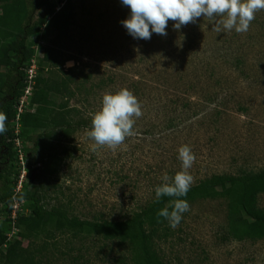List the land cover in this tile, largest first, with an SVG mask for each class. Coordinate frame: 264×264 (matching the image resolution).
Returning <instances> with one entry per match:
<instances>
[{"label":"rangeland","instance_id":"obj_1","mask_svg":"<svg viewBox=\"0 0 264 264\" xmlns=\"http://www.w3.org/2000/svg\"><path fill=\"white\" fill-rule=\"evenodd\" d=\"M129 11L120 0H71L65 36L55 40L56 30L42 24L27 40L26 66L28 59H37L40 45H51L58 63L47 67L43 77L69 79L55 108L67 105L72 109L68 118L87 126L72 130L62 142L49 141L41 129L27 132L16 122L15 110L9 122L13 158L4 167L11 191L17 192L20 179V193L32 190L38 186L33 175L42 167L29 151L36 139L50 142L53 153L64 146L57 172L43 176L35 191L46 209H59L70 218L121 221L147 208L157 201L155 188L162 177L181 170L177 157L184 145L195 156L188 170L191 186L212 175L264 170V10L255 14L246 33L217 31L213 21L201 17L180 30L170 20L166 36L153 34L149 40L133 39L122 26ZM1 40L15 45L13 37ZM122 88L141 104L134 134L115 149L94 146L87 135L92 115L105 93ZM34 89L33 83L26 99L30 105L23 108L28 113L36 108ZM24 95L21 90L16 100ZM27 134L30 140L24 138ZM187 201L190 211L175 229L167 220L155 227L145 224L150 250L160 264H264V238L232 237L224 196ZM256 205L264 212V193ZM15 206L24 214L31 209L25 200ZM4 218L2 214L1 223ZM53 230L49 224L36 236L21 238L24 246L33 243L37 264H136L128 242L106 240L86 228H67L49 237Z\"/></svg>","mask_w":264,"mask_h":264},{"label":"trees","instance_id":"obj_2","mask_svg":"<svg viewBox=\"0 0 264 264\" xmlns=\"http://www.w3.org/2000/svg\"><path fill=\"white\" fill-rule=\"evenodd\" d=\"M59 3L63 5L56 11ZM70 6L71 0H0V112L7 116L6 131L0 135L2 160L11 161L13 158L9 122L15 117L14 104L20 91L25 87L22 69L29 53L27 40L42 24H45L47 29L56 30L55 40L65 36L70 24L67 17ZM5 37H13L15 45L1 40ZM54 52L50 44L39 46L36 59L38 71L34 79L35 89L31 101L36 104V108L32 113H23L20 122L27 132L41 129L42 135H45L47 140L62 142L72 130L87 124L81 125L70 120L68 116L72 109L67 105L59 104L55 108V100L67 91L69 79L43 77L47 67L56 66L58 63ZM74 69L72 67L66 72H72ZM59 134L60 137H57ZM28 135L24 138L30 140L31 137ZM37 140L29 151L32 153L31 159L42 166L33 175L38 186L15 194L9 186L7 168H0V216L2 214L5 216L2 223L0 222V264H37L33 243L24 246L21 238L30 239L36 236L35 234L42 232L49 224L54 227L53 231H49V237L67 228H86L103 234L106 240L128 242L134 251L133 259L136 264H160L159 259L150 250L151 234L146 232L145 224L155 227L164 223L166 220L158 217L157 213L165 207L171 211L175 198L162 197L159 202L155 201L142 211L121 221L92 222L77 217L70 218L56 208L46 209L42 196L35 190L42 186L43 176L57 172L59 162L65 154V147L61 146L62 150L53 153L50 150V142L45 139ZM59 155L62 157H58ZM260 193H264V170L240 176L212 175L199 184L191 186L187 197L182 199L188 200L196 196H224L228 203L230 233L234 239L241 240L264 238V212L256 205V198ZM14 197L31 204L28 214L17 210L16 216L13 217Z\"/></svg>","mask_w":264,"mask_h":264},{"label":"clouds","instance_id":"obj_3","mask_svg":"<svg viewBox=\"0 0 264 264\" xmlns=\"http://www.w3.org/2000/svg\"><path fill=\"white\" fill-rule=\"evenodd\" d=\"M120 3L130 10L121 24L136 40H149L153 34L166 36L170 20L174 22V29L180 30L182 26L201 17L213 21L217 31L234 30L236 33H246L255 19V14L264 10V0H120ZM217 17L221 19L217 20ZM29 62L31 60L28 61V66L31 65ZM72 64L69 61L67 66L71 67ZM28 66H24L23 72ZM35 66L37 73L36 60ZM24 77L26 80L25 72ZM142 114L141 104L130 90L122 88L115 93H105L100 109L92 115L88 138L94 142V146L115 149L134 134V118H140ZM20 119L21 116L19 122ZM6 120V114L0 112V135L6 131ZM177 158L181 162V170L174 176L165 174L162 183L155 188L157 202L162 197L175 198L171 211L165 207L157 213L173 229L180 224L183 214L190 211L188 201L182 198L187 197L193 183V177L188 170L192 167L195 156L191 148L184 145L178 149Z\"/></svg>","mask_w":264,"mask_h":264},{"label":"built area","instance_id":"obj_4","mask_svg":"<svg viewBox=\"0 0 264 264\" xmlns=\"http://www.w3.org/2000/svg\"><path fill=\"white\" fill-rule=\"evenodd\" d=\"M31 62H32L31 65L28 68H25L24 69L25 76H26L25 82L27 83V86L24 89L25 95L23 93L24 97H20V99L18 100V102L15 104V109L17 111V113H16V119H15L16 122L19 121V118H20L21 114H23V113L26 112V110H23V108L27 109L28 108L27 106L30 104L28 101H26V99H27V96L30 95L31 84L34 83V77H35V74H36V71H35V69H36L35 60L34 59H31ZM14 140H17L16 141L17 144L20 145L18 139H14ZM18 151L21 152V149H19ZM22 159H23V156L21 154L20 155V160L22 161ZM21 186H22V181L20 179L18 181L17 192H15V194L20 193V189H18V188H20ZM18 201H20V200H17V198L14 197V204H13V207H12V209H13V212H12L13 213V217L16 216V214H17L16 212H17V210H19L18 207L15 206V204Z\"/></svg>","mask_w":264,"mask_h":264},{"label":"flooded vegetation","instance_id":"obj_5","mask_svg":"<svg viewBox=\"0 0 264 264\" xmlns=\"http://www.w3.org/2000/svg\"><path fill=\"white\" fill-rule=\"evenodd\" d=\"M1 160H2V158L0 159V163L1 164H4V165L3 166H0V168H3L5 166V164L8 163L9 160H7V159L6 160H2V161Z\"/></svg>","mask_w":264,"mask_h":264}]
</instances>
